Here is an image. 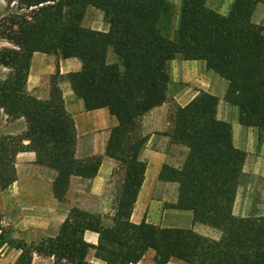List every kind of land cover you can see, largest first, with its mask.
Segmentation results:
<instances>
[{
  "label": "trees",
  "instance_id": "trees-1",
  "mask_svg": "<svg viewBox=\"0 0 264 264\" xmlns=\"http://www.w3.org/2000/svg\"><path fill=\"white\" fill-rule=\"evenodd\" d=\"M14 6L0 18V117L23 118L21 134L0 135V189L16 179L15 158L25 150L35 163L56 171L52 194L64 201L72 176L91 178L96 159L75 158L76 130L64 107L60 77H50V93L41 100L26 90L34 52L75 57L80 70L66 75L87 110L108 108L117 119L106 143L114 158L116 193L113 213L103 216L71 207L57 234L27 242L10 238L0 214V247L20 250L13 264H31L34 254L52 257V264H96L90 249L104 264H133L148 250L154 264L171 259L184 264H264V215L236 216L232 207L244 174L246 153L231 142V127L216 116L218 97L200 91L180 106L170 99L167 128L170 143L186 149L179 167L164 164L159 179L177 184L176 201L165 207L190 210L192 223L219 232L217 239L192 227H161L130 220L144 180L146 163L139 153L147 140L140 134L142 116L169 100V63L175 58L202 60L227 82L224 100L237 106L240 124L264 132V33L251 20L264 0H233L226 13L207 0H181L172 36L163 21L171 13L168 0H5ZM99 10L106 31L83 25L86 10ZM168 22V21H167ZM108 52L115 54L107 61ZM24 141H27L25 143ZM98 233L96 245L83 239Z\"/></svg>",
  "mask_w": 264,
  "mask_h": 264
},
{
  "label": "crops",
  "instance_id": "crops-1",
  "mask_svg": "<svg viewBox=\"0 0 264 264\" xmlns=\"http://www.w3.org/2000/svg\"><path fill=\"white\" fill-rule=\"evenodd\" d=\"M232 1L228 0L223 10L215 9L224 14ZM5 8V0H0V17L4 15ZM88 9L97 10L93 7ZM251 20L261 25L264 33L263 3L255 6ZM106 26L96 29L106 31L108 24ZM111 53L107 54L108 62L114 61ZM169 66L172 67L169 70L170 84L174 85L172 88L170 84L168 86L169 100L146 112L140 121V134L146 135L147 140L139 153V159L146 163V169L130 220L134 223L145 220L161 227H192L200 234L217 239L219 237L217 230L203 224L192 223L190 210L165 207L166 202L176 201L177 184L160 180V170L164 164L179 167L186 152L183 146L170 143L169 137L164 134L170 99L184 105L200 91L218 97L216 116L230 124L232 145L246 153L242 166L244 177L236 190L232 207V213L236 216L264 215V132L259 135L256 128L240 124L237 106L224 100L226 80L207 69L204 61L179 58L171 60ZM80 68L81 63L75 57L61 58L54 54L34 52L30 59L25 87L34 97L47 100L50 93V77L54 74L60 77L58 85L62 91L64 107L72 115L76 130L75 158L79 161L96 159V174L89 179L72 176L65 200L58 201L52 194V182L56 171L46 165L35 163L36 153L33 150L19 152L15 158V181L6 189H0V213L5 219L4 222L13 230L14 238L31 242L55 236L73 206L102 215L105 224L111 223L108 216L113 213L112 204L116 193L113 171L117 168L118 162L106 155L105 148L110 130L117 124V119L106 107L90 110L84 108L83 100L74 93L66 77ZM0 69L4 71L0 75V78H3L8 70L2 66ZM171 90L172 93L169 94ZM15 121L24 125L23 118ZM166 187L171 189L172 193L169 195L165 193ZM83 239L89 244L96 245L98 233L86 230ZM149 253L153 258V251L148 250L140 261L133 264L141 263ZM19 254V249L2 245L0 264H13ZM86 259L91 263L104 264L94 256L93 249H90ZM52 262V257L34 254L31 264ZM167 264L179 262L171 259Z\"/></svg>",
  "mask_w": 264,
  "mask_h": 264
},
{
  "label": "rangeland",
  "instance_id": "rangeland-1",
  "mask_svg": "<svg viewBox=\"0 0 264 264\" xmlns=\"http://www.w3.org/2000/svg\"><path fill=\"white\" fill-rule=\"evenodd\" d=\"M168 1H169V4H170V7H171V13L167 17L168 20H166V18H165L163 21H165V23H168L169 29H168L167 33H168L169 36H172L173 31H174V29H175V27H176V25L178 23L179 8H180V1L181 0H168ZM226 3H228V0H207V5L209 7L217 8V9H220V10H223L224 8H226ZM9 9L10 10H14V6L10 7ZM9 9L5 8V13L10 11ZM101 16H102V14H101L100 11L93 10V9H87L82 23H83L84 26L90 27V28H93V29H96L97 27H104L105 28V27H107L106 26L107 23L103 20V18H101ZM9 45H10L9 43L0 40V48L3 47V46H9ZM111 54H112L113 58H116L115 54H113V53H111ZM175 59H179V58L177 57ZM171 69H172V67L169 66V70H171ZM3 73H4V71H1V69H0V75H2ZM170 85H171V88H172V86H174L172 84H170ZM171 93H172V90H171V92H169V94H171ZM180 106H183V105H180ZM24 126H25V122H24V125H23L22 123H19L18 121H15L13 119H10V118L6 117L4 114H2L1 117H0V135H4V134H12V135L21 134L25 130ZM114 178H117V177L115 176ZM164 189L166 191L165 192L166 194L169 195L170 193H172L171 189L169 187H166ZM166 203H169V202H166ZM2 216L3 215L1 214V225L3 226V228L11 229L10 226L7 223L4 222L5 219ZM12 231L13 230L11 229V234L9 236L10 238H14L13 235H12ZM177 261L179 262V264H184L183 262H181L179 260H177ZM139 264H153V259H152L151 253L146 254L145 258H143V260H141V263H139Z\"/></svg>",
  "mask_w": 264,
  "mask_h": 264
}]
</instances>
